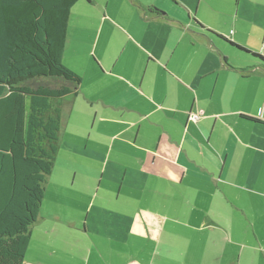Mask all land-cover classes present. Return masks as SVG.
<instances>
[{
	"label": "crops",
	"instance_id": "crops-1",
	"mask_svg": "<svg viewBox=\"0 0 264 264\" xmlns=\"http://www.w3.org/2000/svg\"><path fill=\"white\" fill-rule=\"evenodd\" d=\"M261 21L264 0L73 5L80 81L22 264H264V33L241 31Z\"/></svg>",
	"mask_w": 264,
	"mask_h": 264
},
{
	"label": "trees",
	"instance_id": "trees-1",
	"mask_svg": "<svg viewBox=\"0 0 264 264\" xmlns=\"http://www.w3.org/2000/svg\"><path fill=\"white\" fill-rule=\"evenodd\" d=\"M77 1L0 0V264H22L58 149L61 100L80 81L62 61Z\"/></svg>",
	"mask_w": 264,
	"mask_h": 264
},
{
	"label": "rangeland",
	"instance_id": "rangeland-1",
	"mask_svg": "<svg viewBox=\"0 0 264 264\" xmlns=\"http://www.w3.org/2000/svg\"><path fill=\"white\" fill-rule=\"evenodd\" d=\"M263 22V21H261ZM264 23V22H263ZM262 25V24H261ZM263 29L257 28V27H253L252 29L249 28H241L242 31V35L243 37H245L246 39L250 38V39H254L256 40L262 33H264V26H262ZM52 173V172H51ZM55 177L52 175V177L50 178V182L49 184L46 183V188H45V195H44V199L42 201V207L46 210L48 204L52 205V193H51V188L55 186ZM58 178V177H57ZM49 197V199H48ZM69 209L71 213L80 215L83 214L84 210H83V205L81 204V202L73 195V193L69 194ZM90 215H94L96 217H98V211L95 208V206L93 208H91L90 210ZM86 225L88 227L91 228V224L90 222L87 220L86 221Z\"/></svg>",
	"mask_w": 264,
	"mask_h": 264
},
{
	"label": "built area",
	"instance_id": "built-area-1",
	"mask_svg": "<svg viewBox=\"0 0 264 264\" xmlns=\"http://www.w3.org/2000/svg\"><path fill=\"white\" fill-rule=\"evenodd\" d=\"M263 48H264V43L262 44ZM199 116V114L197 112H190L188 114V118L189 119H196Z\"/></svg>",
	"mask_w": 264,
	"mask_h": 264
}]
</instances>
